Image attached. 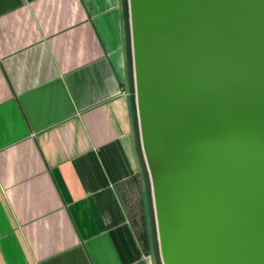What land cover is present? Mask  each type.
Instances as JSON below:
<instances>
[{"label": "crops", "instance_id": "0c3cea01", "mask_svg": "<svg viewBox=\"0 0 264 264\" xmlns=\"http://www.w3.org/2000/svg\"><path fill=\"white\" fill-rule=\"evenodd\" d=\"M120 7L0 0V264H154Z\"/></svg>", "mask_w": 264, "mask_h": 264}, {"label": "water", "instance_id": "95a60500", "mask_svg": "<svg viewBox=\"0 0 264 264\" xmlns=\"http://www.w3.org/2000/svg\"><path fill=\"white\" fill-rule=\"evenodd\" d=\"M154 264H264V0H120Z\"/></svg>", "mask_w": 264, "mask_h": 264}, {"label": "trees", "instance_id": "16d2710c", "mask_svg": "<svg viewBox=\"0 0 264 264\" xmlns=\"http://www.w3.org/2000/svg\"><path fill=\"white\" fill-rule=\"evenodd\" d=\"M135 205L131 206L130 219L136 229L138 239L151 251L150 232L146 211L144 209V196L139 197Z\"/></svg>", "mask_w": 264, "mask_h": 264}, {"label": "rangeland", "instance_id": "374dc122", "mask_svg": "<svg viewBox=\"0 0 264 264\" xmlns=\"http://www.w3.org/2000/svg\"><path fill=\"white\" fill-rule=\"evenodd\" d=\"M144 196V195H143ZM145 201V200H144ZM144 209H145V204H144Z\"/></svg>", "mask_w": 264, "mask_h": 264}]
</instances>
